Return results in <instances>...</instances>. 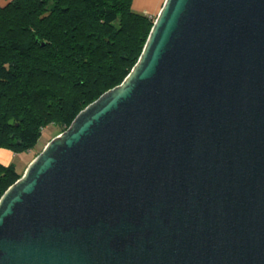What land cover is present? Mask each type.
<instances>
[{"label": "water", "instance_id": "obj_1", "mask_svg": "<svg viewBox=\"0 0 264 264\" xmlns=\"http://www.w3.org/2000/svg\"><path fill=\"white\" fill-rule=\"evenodd\" d=\"M0 264H264V0H164L0 198Z\"/></svg>", "mask_w": 264, "mask_h": 264}, {"label": "trees", "instance_id": "obj_2", "mask_svg": "<svg viewBox=\"0 0 264 264\" xmlns=\"http://www.w3.org/2000/svg\"><path fill=\"white\" fill-rule=\"evenodd\" d=\"M132 3L9 0L0 5L1 148L35 149L44 128L54 125L64 132L80 111L122 83L156 19L134 11ZM22 175L15 164H0V198Z\"/></svg>", "mask_w": 264, "mask_h": 264}, {"label": "crops", "instance_id": "obj_3", "mask_svg": "<svg viewBox=\"0 0 264 264\" xmlns=\"http://www.w3.org/2000/svg\"><path fill=\"white\" fill-rule=\"evenodd\" d=\"M8 1L9 0H0V5H5ZM162 2L163 0H133L132 8L136 12L146 14L149 17H153L152 15H156V16L158 15L163 5ZM24 152H27V151H24ZM20 153H23V152H20ZM20 153H15L12 150L0 147V164L4 166L14 164V159L17 156H19ZM31 158L29 160H25L26 162L23 161V163H25V165L28 166L29 163L31 162Z\"/></svg>", "mask_w": 264, "mask_h": 264}, {"label": "rangeland", "instance_id": "obj_4", "mask_svg": "<svg viewBox=\"0 0 264 264\" xmlns=\"http://www.w3.org/2000/svg\"><path fill=\"white\" fill-rule=\"evenodd\" d=\"M164 2V0H163ZM162 2V4H163ZM146 15V14H145ZM148 16V15H147ZM155 17L156 15H152ZM60 129L58 127H55L54 125H49L46 128L42 130L41 138L38 141V144L36 145L35 149L27 152L20 153L19 156H17L14 159V164L17 168V170L20 173H24L25 168L27 167L24 162L25 160H29L31 158V161L36 157V155L45 147V145L55 136L59 135ZM25 165V166H24Z\"/></svg>", "mask_w": 264, "mask_h": 264}]
</instances>
